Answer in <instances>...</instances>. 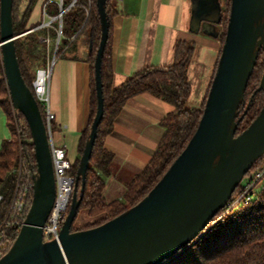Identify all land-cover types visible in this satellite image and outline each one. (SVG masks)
<instances>
[{"label": "water", "instance_id": "1", "mask_svg": "<svg viewBox=\"0 0 264 264\" xmlns=\"http://www.w3.org/2000/svg\"><path fill=\"white\" fill-rule=\"evenodd\" d=\"M190 1L189 30L218 38L221 0ZM96 4L101 27L94 63L97 110L79 159L69 210L58 240L44 241L43 228L56 198L51 140L38 102L20 71L13 0H0V50L6 83L13 108L29 125L37 164L31 205L0 264H163L202 235L245 174L264 157V104L255 120L236 135L239 107L259 53L264 52V0H230L217 68L199 125L185 149L137 204L99 226L72 230L104 114L101 63L109 23L106 0H97ZM88 50H92L91 39ZM258 90L264 93V71Z\"/></svg>", "mask_w": 264, "mask_h": 264}, {"label": "trees", "instance_id": "2", "mask_svg": "<svg viewBox=\"0 0 264 264\" xmlns=\"http://www.w3.org/2000/svg\"><path fill=\"white\" fill-rule=\"evenodd\" d=\"M41 0H13V31L19 36L15 40L16 55L20 71L26 85L33 92V80L36 70L47 61V48L43 39L47 34L52 39L57 36L58 23L53 22L51 28H37L42 21L30 23L34 8ZM73 0H63L66 8ZM97 0H76L74 6L63 14L62 34L57 54L64 57L73 49L80 37L85 38L88 48L91 39L92 50L86 51L84 60L90 64V116L88 125L82 133L77 161L69 174L76 178L79 159L93 123L97 110V93L95 88V57L101 40L100 18ZM44 0L42 1V3ZM25 8L21 11V5ZM108 17V39L101 63V79L104 99V114L98 126L93 145L89 168L86 173L84 195L78 214L85 210L89 221L72 230L90 229L103 224L137 204L158 183L175 159L185 149L194 135L203 114L208 91L197 108H186L191 94L188 67L195 51V45L186 40H179L174 50V62L167 66H147L130 74L119 86L113 84V70L110 59L112 39V18L118 13L115 0H106ZM230 0L222 9L218 39L221 46L229 19ZM48 15L59 12L56 1L46 5ZM217 65L214 70L216 71ZM264 71V52L261 50L254 71L249 79L244 101L239 107L236 135L243 132L258 116L263 104L264 93L258 90ZM213 74V76H214ZM213 79V78H212ZM212 82V81H211ZM149 93L174 106V110L166 114L160 121L163 129L158 145L146 167L128 184L121 199L107 201L103 195L105 179L111 174L114 154L104 146V140L114 129V121L123 110L125 104L133 97ZM34 94V93H33ZM44 122L46 113L38 102ZM0 108L7 118L10 138L2 140L0 147V218L8 214L17 191L27 183H33V175L37 171L34 145L31 132L25 117L16 111L11 103L6 83L2 54L0 50ZM54 131V120L51 121ZM18 138V139H17ZM264 162L258 160L250 169H256ZM241 185L235 190L237 193ZM81 181L78 183V195ZM26 207L20 217V225H9L3 230L2 240H9L10 247L16 239L19 229L26 218L31 205L33 190L27 192ZM221 209L209 222L202 235L188 248L173 256L163 264H264V191L251 204L241 206L222 216ZM22 218V219H21ZM7 252V251H6Z\"/></svg>", "mask_w": 264, "mask_h": 264}, {"label": "crops", "instance_id": "3", "mask_svg": "<svg viewBox=\"0 0 264 264\" xmlns=\"http://www.w3.org/2000/svg\"><path fill=\"white\" fill-rule=\"evenodd\" d=\"M119 2L118 13L112 18L113 84L119 86L130 74L147 66L171 65L176 43L186 40L195 45L188 67L190 97L200 96V106L222 46L218 38L189 30L191 1ZM87 50L82 36L73 49L57 59L50 80V110L55 115L56 127L50 135L51 143L64 149L72 164L79 156V142L90 116V64L84 60ZM173 110V105L149 93L139 94L125 104L114 121L112 133L104 140L105 148L114 154L111 174L103 189L107 201L121 199L128 184L146 167L163 134L160 121ZM5 138H10V132L0 108V139Z\"/></svg>", "mask_w": 264, "mask_h": 264}, {"label": "built area", "instance_id": "4", "mask_svg": "<svg viewBox=\"0 0 264 264\" xmlns=\"http://www.w3.org/2000/svg\"><path fill=\"white\" fill-rule=\"evenodd\" d=\"M56 1L59 6L58 14L51 16L47 14L46 5ZM122 1V0H116ZM76 0H73L68 7H63V0H44L42 3V14L44 16L42 23L37 27L51 28L53 22L58 23L57 36L52 39L49 34L43 39L47 45V61L44 66L39 67L36 70L35 78L33 80V93L37 102L42 103L46 113V125L51 135V121L55 119L54 113L50 110V80L52 71L57 61V50L62 34V20L63 14L72 6H74ZM47 19V21H44ZM55 46V49L53 48ZM51 140V139H50ZM51 155L52 164L54 169V175L56 180V198L54 206L50 212L48 220L43 228L44 241L58 240L59 231L61 225L68 213L71 197L75 184V177L69 174L71 167L73 166L71 160L68 158L64 149L55 147L51 143ZM240 189L237 193L232 194L228 203L224 207L222 216L230 213L231 211L245 205L251 204L257 199L259 194L264 191V162L252 171H248L240 182ZM33 190V183H27L23 186V189L17 191L8 214L0 218V258L10 248L9 240H2L3 230L9 225H20V217L26 207L27 192ZM2 195H0V203L2 201ZM20 216V217H19ZM22 219V218H21ZM23 224V223H22ZM22 226V225H21Z\"/></svg>", "mask_w": 264, "mask_h": 264}, {"label": "rangeland", "instance_id": "5", "mask_svg": "<svg viewBox=\"0 0 264 264\" xmlns=\"http://www.w3.org/2000/svg\"><path fill=\"white\" fill-rule=\"evenodd\" d=\"M223 1V3H222V5H223V7L226 5V3H227V0H222ZM115 2L116 3H121V2H118V1H116L115 0ZM24 8H25V3L23 4V5H21V11H23L24 10ZM43 18H44V16H43V14H42V5H41V7L39 8V5H36V7L34 8V11H33V13H32V16H31V20H35V22L34 23H36V22H38V21H43ZM46 44V43H45ZM55 46L56 45H53V48L55 49ZM46 48H47V45H46ZM60 54L61 53H58L57 54V59H59V57H60ZM192 64V61L190 62V65ZM213 78V77H212ZM211 81H212V79H211ZM211 83V82H210ZM200 98V96H191L189 99H188V101H187V103H186V108H197V107H199V101H198V99ZM40 105L43 107V104L42 103H40ZM18 139V138H17ZM2 140L3 139H0V147H1V143H2ZM89 216L86 214V212H85V210H82V211H80V213H79V216H78V218L77 219H75V221H74V223H73V227L74 228H76V227H78V226H80V225H82L83 223H85L86 221H89Z\"/></svg>", "mask_w": 264, "mask_h": 264}, {"label": "flooded vegetation", "instance_id": "6", "mask_svg": "<svg viewBox=\"0 0 264 264\" xmlns=\"http://www.w3.org/2000/svg\"><path fill=\"white\" fill-rule=\"evenodd\" d=\"M223 1L221 0V5H222ZM222 9H223V5H222ZM219 26V25H218Z\"/></svg>", "mask_w": 264, "mask_h": 264}]
</instances>
